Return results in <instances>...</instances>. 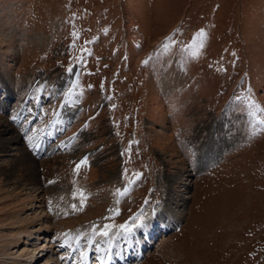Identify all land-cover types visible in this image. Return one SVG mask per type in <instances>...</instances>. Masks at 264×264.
Segmentation results:
<instances>
[{
  "label": "rangeland",
  "instance_id": "rangeland-1",
  "mask_svg": "<svg viewBox=\"0 0 264 264\" xmlns=\"http://www.w3.org/2000/svg\"><path fill=\"white\" fill-rule=\"evenodd\" d=\"M172 66L183 80L164 91ZM249 97L264 108V0H0V121L35 161L52 235L159 211L171 231L136 264H264V111ZM15 152L0 150L4 235L10 194L20 217L36 202L7 181Z\"/></svg>",
  "mask_w": 264,
  "mask_h": 264
},
{
  "label": "bare ground",
  "instance_id": "bare-ground-1",
  "mask_svg": "<svg viewBox=\"0 0 264 264\" xmlns=\"http://www.w3.org/2000/svg\"><path fill=\"white\" fill-rule=\"evenodd\" d=\"M172 73V75H170ZM170 74L166 75V78H163L160 82L164 85V91H171L173 90L176 85L181 84L183 78H181V75H179L177 72H175V66H172L170 69ZM164 77V76H163ZM5 84V83H4ZM7 91L10 93V89L9 86H7V84L4 87ZM1 122V121H0ZM0 136H2V138H0V150L3 152H10V150L13 148L14 150H16V154H15V166H14V172L10 173L12 174V176H8V180L9 182H14V181H18L19 179L22 180V182L20 181L21 184H19V182L17 183V185H21L23 186L22 188H20V191H25V190H29V191H36V197H34L35 195H33L34 200L36 202H32L31 200L29 208L27 210H31V213L28 214H32L33 212L36 211V213L30 217L28 216V214L24 217H20L23 212H26V208L25 206H22V202L21 199H19L18 194L14 193V194H10L11 200L14 201L15 205L8 207V212L9 217L6 218V222L4 223V226H7V228H11V231L9 234H0V243L9 246L8 247V251L1 253V257H0V262L3 260L7 263H16V264H61L60 260L58 259L57 256H55V248L57 247V245H63V248H69L71 246V242L68 239L71 237V235H73V233L75 231H72V234L70 233V235H63V234H58L59 238H56L55 240H51L49 238V235L51 234V229L53 226L50 225V219L51 216L49 214H47L44 209H43V197H40V186L37 183V180L35 179L34 176V169H35V161L32 159V157L29 156L28 151H26L25 146L22 144H19V135L17 133H15L13 127L10 125V123H7L6 121L3 123L1 122L0 125ZM24 173L22 175H19L18 173ZM15 175H18V177H16ZM18 179V180H17ZM17 188V187H16ZM13 190V189H12ZM17 190V189H14ZM32 195V194H30ZM40 195V196H39ZM28 196V194H26V197ZM38 209L39 212L37 211ZM146 222V226L140 228L141 232L136 233L135 232V236L134 238H131V242L130 243L132 245H135L138 249H140L143 244H146V240L145 242L141 241V237H139V234L142 233V235H145V239L146 238H150V236H153L155 232H157V230L155 229L157 226V222H159L160 224L163 223L161 222L160 218H155L154 216H150L147 220H145ZM171 224V222L169 223V225ZM164 225V223H163ZM167 226V225H164ZM168 228L171 226H167ZM60 231V230H59ZM133 233V232H132ZM42 234H48V236H46L44 239V242H40L38 243V245L36 244V242L38 240H41V238H38L40 235ZM93 233H86V230H80L78 232H75V236H74V241L77 240L76 238L79 237V235L81 236H85L88 238V241H91L94 239L95 234L92 235ZM113 232H111L109 234V236H107L106 238V247H103V241L101 242V250L104 251V253H106L110 247H112L113 245H115L114 250L111 248V250L108 253V257L106 260H104L102 263H108L110 262L115 256L122 258L125 254V252L128 251V244L129 241L127 240V238L130 239V237L128 236L127 233L123 234V238L126 240L127 245L125 246V251L123 250V246L125 244V242L123 241L121 244L119 243V241L117 240L115 242V238L113 236ZM127 234V235H126ZM143 235V236H144ZM57 237V236H56ZM122 238V237H120ZM144 238V237H143ZM22 239H27L24 244L25 247L23 250L19 251V250H15V251H11L10 247L15 245L16 243L22 241ZM58 241V242H56ZM78 241H76V243L78 244ZM23 243V242H22ZM16 246V245H15ZM84 253V252H83ZM114 254V255H113ZM20 261H23L22 263Z\"/></svg>",
  "mask_w": 264,
  "mask_h": 264
},
{
  "label": "snow or ice",
  "instance_id": "snow-or-ice-1",
  "mask_svg": "<svg viewBox=\"0 0 264 264\" xmlns=\"http://www.w3.org/2000/svg\"><path fill=\"white\" fill-rule=\"evenodd\" d=\"M196 36L197 37H203L204 36V32H203V30H201L200 32H198L197 34H196ZM175 43H177L172 37H167V38H165V41L164 42H162V44L160 45V47L163 49V50H165V51H168L170 48H171V46L173 45V44H175ZM203 45H202V43H201V45H200V47H202ZM189 47H192V46H189ZM191 55L192 56H197V55H199V51L198 50H193L192 52H191ZM145 63H147V61H145ZM70 71H71V69H69ZM91 87V86H90ZM239 99H241L240 97H237V100H239ZM247 107L248 108H256L258 111H264V108H260L257 104H256V102L254 101V100H252L250 97L248 98V100H247ZM252 115H255V112H253V113H251ZM258 123H259V125L261 126V130H264V120H258ZM83 163V162H82ZM80 167V165H77V169ZM82 195V202H83V194H81ZM73 207H75V206H73ZM134 220H140V217H134L133 218ZM146 226V222L144 221V220H140V222L139 223H135L134 224V227H132V226H129L128 225V223L127 222H125V224H123V225H120V228L123 230V232L124 233H128V234H131L133 231H134V229L135 228H142V227H145ZM109 227L110 226H105V228L104 229H102L100 232H99V234L100 235H102V236H105V237H107V236H109V231H108V229H109ZM63 235H67V234H63Z\"/></svg>",
  "mask_w": 264,
  "mask_h": 264
}]
</instances>
